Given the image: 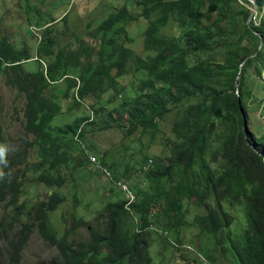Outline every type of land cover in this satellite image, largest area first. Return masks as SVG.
<instances>
[{"label":"trees","instance_id":"obj_1","mask_svg":"<svg viewBox=\"0 0 264 264\" xmlns=\"http://www.w3.org/2000/svg\"><path fill=\"white\" fill-rule=\"evenodd\" d=\"M124 1L95 30L76 37L77 45L66 44L56 52L55 38L43 40L38 55L55 56L45 60V70L27 72L24 63L34 58L28 45L0 37V76L25 96L24 148L5 152V162H0V205L12 210L8 220L0 218V264H20L35 230L57 250L51 264H154L155 235L180 251L183 231L191 226L210 236L212 251L230 254L231 262L264 264V132L252 128L243 91L249 69L264 77V0H253L257 24L252 26L251 0ZM155 14L159 16L152 19ZM140 17L148 20L143 47L154 50L146 56L129 46V24ZM169 25L178 33L163 34L162 27ZM71 69H78L76 76L69 75ZM131 72L142 76L131 100L119 99L118 90L114 99L101 98L107 89L118 88L113 83L117 78ZM62 80L64 89L49 90ZM83 106L92 116L82 113ZM73 109L80 115L55 123L56 116ZM173 109L179 116L161 153L143 157L141 176L118 174L105 153L81 148L78 142L86 124L146 132L158 128ZM3 110L0 90V116ZM6 141L0 118V146ZM91 153L109 174L90 163ZM149 159L153 162L145 170ZM81 166L109 181L107 195L93 218L89 215L92 221L81 216L61 233L51 215L68 193L79 205L76 173ZM29 173L35 183L57 189L29 201ZM118 181L134 191L133 203L116 190ZM190 206L203 212L190 218ZM236 206L240 215L230 209ZM81 226L87 227L88 240L71 239ZM204 256L215 263L207 251ZM182 259L189 261L184 254Z\"/></svg>","mask_w":264,"mask_h":264},{"label":"rangeland","instance_id":"obj_2","mask_svg":"<svg viewBox=\"0 0 264 264\" xmlns=\"http://www.w3.org/2000/svg\"><path fill=\"white\" fill-rule=\"evenodd\" d=\"M124 0H0V37L8 35L14 44L21 45L26 43L30 48L33 59L24 63L27 72H36L38 68L46 69V62L55 59V56H45L43 53L36 52L41 46L43 40L53 37L57 40L54 50L57 52L66 44L77 45L76 37H82L87 30H95L101 21L107 15L115 11V7L124 4ZM130 4V2H127ZM254 8V7H253ZM252 8V10H253ZM134 12H140V8L135 7ZM65 20L59 21L65 16ZM159 14L152 16L156 19ZM248 23L257 24V11L255 10ZM251 25V26H252ZM148 26V20L140 17L138 21L129 24V32L133 37L129 46L142 56L153 54L154 50L146 51L143 47L144 31ZM163 34L178 33L172 29V25L162 27ZM44 57V58H43ZM70 76H76L78 69L68 70ZM140 73H128L125 76L115 80L118 87L109 88L100 94L103 100L107 98L114 99L116 97L115 90L119 91V99L125 98L131 100L136 92L137 85L141 82ZM245 93L244 101L249 110L251 126L254 130L261 133L264 132V77H257L252 69H249L245 75ZM64 80L51 84L50 91L64 89ZM122 89V90H121ZM0 90L2 94V102L4 105L3 113L0 118L6 132L4 148L5 152L13 153L17 149L24 148L23 141V106L25 96L19 92L16 87L6 83L5 79L0 76ZM60 94V93H59ZM60 99V97L58 98ZM57 99V100H58ZM64 106L66 103L61 102ZM82 113L92 116V112L88 107L82 108ZM76 109L59 114L55 117L56 124H65L71 122L74 117L78 116ZM178 109L170 111L164 120L159 122L156 129H148L146 132L141 128L129 132L127 128H107L102 129L85 125V133L77 140L80 147L83 146L92 152L106 154L108 163L115 165L117 173H126L127 176H141L139 168L143 162L144 156L152 157L161 153L163 140L171 132V124L178 118ZM75 152V153H74ZM79 152L78 149L73 151L74 154ZM89 155L90 163L96 166ZM98 162V160H97ZM76 164L78 161L75 162ZM25 168V167H24ZM64 172H68V168L64 167ZM63 172V170L61 171ZM76 190L79 199L77 205L72 199V194L68 193V199L60 205V208L52 213L51 221L56 225L62 233L65 226H72L73 220H77L81 216L92 221L97 209L105 200L106 192L109 187V181L104 176L90 173L87 167L81 166L76 173ZM29 182L26 184L25 198L31 202L38 201L47 196L48 192H52L57 188H48L46 185L35 183V176L29 173ZM119 191V188L116 189ZM122 193V192H121ZM120 193V195H122ZM234 214H239L241 208L230 207ZM196 212H203V209L190 206V218ZM12 213L11 207L6 211L3 204L0 205V218L5 216V220L10 218ZM89 215L92 216L89 217ZM242 229V221L238 218L234 230L240 233ZM89 231L86 226L76 228L71 234L73 240H88ZM160 236L155 235L152 243V255L154 264H213V261L204 256L207 251L215 260L214 264H235L231 262L232 256L226 257L220 250L214 248L212 238L207 235L200 234L194 226L186 227L183 231V246L180 251L165 246ZM182 254L188 256V262L182 261ZM57 250L47 243L40 233L35 230L24 247L20 264H51ZM181 255V256H180Z\"/></svg>","mask_w":264,"mask_h":264},{"label":"built area","instance_id":"obj_3","mask_svg":"<svg viewBox=\"0 0 264 264\" xmlns=\"http://www.w3.org/2000/svg\"><path fill=\"white\" fill-rule=\"evenodd\" d=\"M262 106L264 107V101H263V103H262ZM91 159H92L93 162L96 163V167H98V168H100V169L106 171V172L109 174L108 170H107L104 166H101V164H100L99 161L97 162V159H96L95 156H91ZM152 162H153V160H152V159H149V160H148V163H147L146 166L143 167V168H144L145 170H147V169L150 167V165L152 164ZM116 186H117V187L120 189V191L123 193L124 198H125L126 200H128V203H131V202L133 203V202L135 201V199H136L135 193H134V191L131 189V187L129 186L128 183H126V182H124V181H118V182H116Z\"/></svg>","mask_w":264,"mask_h":264},{"label":"water","instance_id":"obj_4","mask_svg":"<svg viewBox=\"0 0 264 264\" xmlns=\"http://www.w3.org/2000/svg\"><path fill=\"white\" fill-rule=\"evenodd\" d=\"M251 1L254 3V8H253V10L251 11V16H250V17H252L254 11L256 10V4H255V2H254L253 0H251ZM236 86H237V88H238V87H239V84L237 83ZM238 94H239V91H238ZM242 112H243V114H244V116H245L244 111H242ZM244 128H245V129L248 128V124H247V120H246V119H245Z\"/></svg>","mask_w":264,"mask_h":264},{"label":"clouds","instance_id":"obj_5","mask_svg":"<svg viewBox=\"0 0 264 264\" xmlns=\"http://www.w3.org/2000/svg\"><path fill=\"white\" fill-rule=\"evenodd\" d=\"M5 151H6L5 148L3 146H0V162H5L4 161ZM2 174L3 173H0V175H2Z\"/></svg>","mask_w":264,"mask_h":264}]
</instances>
